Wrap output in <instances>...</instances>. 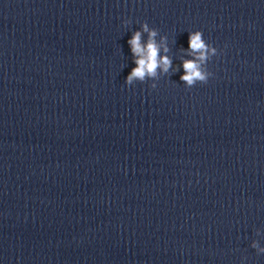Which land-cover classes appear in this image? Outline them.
Instances as JSON below:
<instances>
[{
  "label": "water",
  "instance_id": "1",
  "mask_svg": "<svg viewBox=\"0 0 264 264\" xmlns=\"http://www.w3.org/2000/svg\"><path fill=\"white\" fill-rule=\"evenodd\" d=\"M0 264H264V0H0Z\"/></svg>",
  "mask_w": 264,
  "mask_h": 264
},
{
  "label": "clouds",
  "instance_id": "2",
  "mask_svg": "<svg viewBox=\"0 0 264 264\" xmlns=\"http://www.w3.org/2000/svg\"><path fill=\"white\" fill-rule=\"evenodd\" d=\"M142 30L149 34L146 44L141 43L142 33L140 31L135 32L128 41L136 64V67L132 69L126 79L128 84H131L133 79L143 81L146 75L155 76L157 69L160 67L167 72L171 65V61L166 55L164 57L159 56L160 45L155 41L157 32L149 30L146 23L142 26ZM189 49L190 54H194L195 58L183 61L182 66L185 74L181 76V80L188 85H193L196 81H206L208 74L201 70V64L209 58V51L215 54V49H209V46L202 39L200 31L189 33ZM164 51H168L167 47L164 48Z\"/></svg>",
  "mask_w": 264,
  "mask_h": 264
}]
</instances>
